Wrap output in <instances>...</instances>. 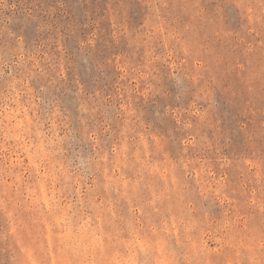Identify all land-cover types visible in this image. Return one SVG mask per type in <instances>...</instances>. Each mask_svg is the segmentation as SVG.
Here are the masks:
<instances>
[{"label": "rangeland", "instance_id": "374dc122", "mask_svg": "<svg viewBox=\"0 0 264 264\" xmlns=\"http://www.w3.org/2000/svg\"><path fill=\"white\" fill-rule=\"evenodd\" d=\"M0 264H264V0H0Z\"/></svg>", "mask_w": 264, "mask_h": 264}]
</instances>
